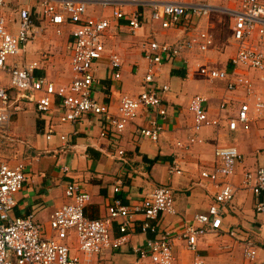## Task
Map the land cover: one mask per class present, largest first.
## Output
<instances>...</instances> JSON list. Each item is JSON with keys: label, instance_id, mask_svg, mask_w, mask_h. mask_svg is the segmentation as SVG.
Listing matches in <instances>:
<instances>
[{"label": "crops", "instance_id": "0c3cea01", "mask_svg": "<svg viewBox=\"0 0 264 264\" xmlns=\"http://www.w3.org/2000/svg\"><path fill=\"white\" fill-rule=\"evenodd\" d=\"M113 1L117 4L89 6L86 14V17H107L110 20L104 35L105 47L123 62L119 80L112 79L106 59L94 66L95 96L107 103L113 114H116L122 97H136L144 89L146 62L142 51L147 41L176 45L181 44L187 36L196 37L199 31L206 30L215 35L213 47L205 54L184 52L173 63H165L157 78L159 85L169 88L163 97L165 117H159L154 111H141L138 118L122 132H117L113 127L106 130L104 122L94 117L74 124H59L55 112L47 116L36 112L32 98L39 97L41 93L32 96L29 91L13 89L6 104L13 116L8 126L0 130V163L6 161L10 167L25 164L27 182L15 195L16 206L12 215L20 217L33 212L38 223L48 232L53 211L71 203L65 195L69 184L79 186L89 195L85 215L91 219L104 217L107 207L114 200L132 207L141 203L156 188L168 187L173 195V213L161 214L157 226L160 232L178 234L188 225L199 226L193 221L194 217L207 213L215 202L216 184L226 182L233 185L234 197L232 203L221 212L222 228L233 230L236 235L233 238L222 232H208L198 238L197 254L201 264H248L242 253L243 242L247 239L256 245V262L264 264V215L255 212L254 195L241 188L244 172L264 168V111L252 121L249 130L245 131L240 126L234 131L228 129L229 120L236 117L241 104L248 102V99L251 108L256 99L264 103V84L258 72H249L254 97L247 99L243 89L229 91L226 81L210 82L196 71L198 65L226 69L229 59L236 52L231 33L232 19L219 10H213L206 17L186 16L175 28H163L160 22L151 20L149 7L138 4L150 0ZM159 1L204 3L214 8L237 10L242 0ZM261 2L264 3V0ZM6 6L2 13L9 18H14L19 8L29 9L33 18L38 16L37 0H6ZM117 7L126 18L139 13L140 29L135 34L130 32L127 19L116 20L112 17ZM35 23L43 33L36 41L33 40L35 44H31L33 41L29 43L31 56L25 55L28 50L25 46L21 53L24 59L16 56L9 60V64L21 66L32 61L40 62L41 69L34 71L35 77L45 78L56 87L68 85L73 76L67 49L72 27L64 26L58 35L45 22L37 19ZM182 28L186 29L187 35L183 34ZM50 40L55 41L56 48L66 52L68 63L61 72L57 66L54 70L48 69L54 60L53 53L50 51L49 54ZM34 48L40 50L36 56L32 52L36 50ZM1 77L0 84L3 81ZM196 95L205 98L208 118L219 119L217 128L205 127L196 133L191 131L194 120L188 105ZM155 118L162 125L158 140L153 142L140 137L136 133L138 129L149 126L150 120ZM49 124L55 125V128L48 140ZM101 132H105L106 136L101 137ZM61 137H65V141ZM191 138L195 141L190 142ZM226 146L235 147L241 160L231 177L218 178L212 184L201 177V172H210L219 166L215 149ZM118 151L123 152L121 157ZM171 166H177L182 173L169 174ZM142 219L141 216L132 218L133 229L128 244L93 256L92 264H150L148 260L138 262L132 251L133 247L143 244L152 236L140 232ZM111 234L114 237L119 235L117 222L113 223ZM70 245L71 253L80 255L77 245ZM173 255V264H193L195 257L186 248V242L176 238Z\"/></svg>", "mask_w": 264, "mask_h": 264}, {"label": "built area", "instance_id": "2783aa9c", "mask_svg": "<svg viewBox=\"0 0 264 264\" xmlns=\"http://www.w3.org/2000/svg\"><path fill=\"white\" fill-rule=\"evenodd\" d=\"M38 16L34 17L27 8H19L14 18L7 17L6 0H0V72L8 75L10 87L21 92L41 93L32 100L36 112L47 116L56 113L59 124H74L84 118L94 117L104 122L105 129L113 127L122 132L133 122L141 111H154L159 117H165L166 110L163 97L169 91L168 86L159 85L157 78L165 63H173L184 52L205 54L214 44L215 35L208 31H199L196 37H186L181 44H165L149 40L143 46V58L146 62L144 89L136 97L124 96L118 103L116 114L110 111L107 103L100 101L94 93L96 84L94 66L106 59L111 77L120 79L122 59L107 50L104 35L109 28L107 17H86L87 8L92 5L100 7L117 4L113 0H37ZM151 9V20L160 22L163 28L176 27L186 16L206 17L213 10H219L232 19V39L236 52L229 59L226 69H214L206 65H198L197 73L207 81H226L227 90L243 89L248 98L254 97L249 72L260 74L264 84V3L261 0H242L238 9L214 8L208 4H183L177 2H161L150 0L138 3ZM116 20L127 19L132 34L140 29L138 12L129 18L119 7L112 12ZM36 18V19H35ZM43 21L53 27L56 34L62 33L66 25L72 27L68 51L72 80L68 85L56 87L45 78H37L34 71L41 69L40 62L32 61L21 66L9 64V60L21 54L24 47L35 40L42 32L35 20ZM187 35L186 29H181ZM181 32V33H182ZM30 95V96H31ZM0 130L8 126L13 113L9 105V94L0 85ZM249 102V99L247 100ZM245 102L240 105L235 118L229 120L228 129L234 131L240 126L247 131L256 116L264 111V103L256 99L253 108ZM206 100L202 96H193L188 110L193 116L191 131L198 132L205 127L217 128L219 119L210 120L205 111ZM55 125L49 124L46 138L49 140ZM162 132V125L155 118L149 126L139 128L140 137L156 142ZM101 137L106 133L101 132ZM65 137H61L65 141ZM195 141L191 138L190 142ZM121 157L123 152L118 151ZM215 157L219 166L212 171H202L201 177L212 184L218 178L231 177L235 172L241 155L235 147H217ZM67 171V169H65ZM177 166H171L169 174L180 175ZM27 182L26 166L18 163L10 167L8 162L0 163V264H92V257L103 254L107 250H117L130 242L132 218L141 216L139 230L143 234H152L146 241L132 248L137 261L148 260L150 264H173V242L180 239L186 242V248L194 253L193 264H201L197 254V239L208 232H222L235 237L236 232L222 228V210L233 201L234 187L230 183L216 184L215 202L206 214L196 215L193 221L199 226L188 225L178 234L160 232L157 220L163 213H173L174 203L172 191L168 187L153 190L143 201L132 207L124 206L120 200H114L100 219H91L85 215V207L90 200L89 195L79 186L69 184L65 195L71 203L54 210L45 232L36 220L33 212L24 216H13L16 206L15 195ZM241 188L251 192L255 197V212L264 215V168L247 171L242 175ZM117 191V189H115ZM117 222L119 235L111 234L113 223ZM74 237L77 251L72 254L68 238ZM243 257L248 264L256 262V245L250 239L243 242Z\"/></svg>", "mask_w": 264, "mask_h": 264}, {"label": "rangeland", "instance_id": "374dc122", "mask_svg": "<svg viewBox=\"0 0 264 264\" xmlns=\"http://www.w3.org/2000/svg\"><path fill=\"white\" fill-rule=\"evenodd\" d=\"M43 33V31H42ZM40 33V34H42ZM39 38V36L37 37V39ZM36 39V40H37ZM35 40V41H36ZM52 43H51V46L49 47V54H50V51L53 53V64L51 66L48 67L49 70H54V68L57 66V68H59V71H63V68L66 67L68 61H67V55H66V52H64L63 50H61L59 47L56 48V44L53 43L55 41H52L50 40ZM31 44H35L34 41L33 43L31 42ZM29 45V46H28ZM28 47V50H27V53L25 55H27V57L31 56V50H30V44H27L26 45ZM26 47V48H27ZM52 47V48H51ZM36 49V48H34ZM46 49V48H45ZM43 49V50H45ZM40 50H33L32 52L35 54V56L39 53ZM42 54V53H41ZM16 58H19V59H24V56L22 54H19ZM46 67V66H45ZM0 75L2 76L1 78L3 79L2 81V85L4 88H6L7 86H10L9 85V82H8V75L6 73H3V72H0ZM200 77V76H199ZM201 78V77H200ZM203 79L201 78V81ZM1 82V81H0ZM204 83V81H202ZM6 86V87H5ZM11 88V87H10ZM6 88L7 91H8V94L12 93L13 91V88ZM16 90V89H14ZM17 91V90H16ZM0 104H2V102L0 101ZM67 244H69V247L71 248V245L70 243H73L74 246L77 245L76 241L74 240L73 236H71L70 238H68L67 240Z\"/></svg>", "mask_w": 264, "mask_h": 264}]
</instances>
